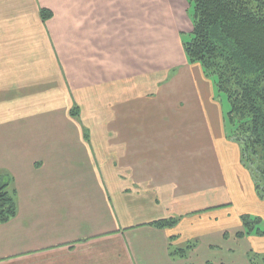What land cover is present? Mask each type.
<instances>
[{
	"label": "crops",
	"instance_id": "0c3cea01",
	"mask_svg": "<svg viewBox=\"0 0 264 264\" xmlns=\"http://www.w3.org/2000/svg\"><path fill=\"white\" fill-rule=\"evenodd\" d=\"M191 9L188 0H0V172L17 202L0 223V264H194L173 248H214L223 230L213 220L235 195L264 203L212 80L186 56ZM57 49L66 74L80 76L75 96L36 85L56 72ZM165 218L179 220L154 224Z\"/></svg>",
	"mask_w": 264,
	"mask_h": 264
},
{
	"label": "trees",
	"instance_id": "16d2710c",
	"mask_svg": "<svg viewBox=\"0 0 264 264\" xmlns=\"http://www.w3.org/2000/svg\"><path fill=\"white\" fill-rule=\"evenodd\" d=\"M188 1L193 29L192 39L183 42L186 56L190 63L202 66L218 97L225 94L230 105L225 113L229 135L240 145L241 161L254 170L257 180V174L264 177V0ZM41 15L47 20L52 13L42 9ZM70 113L79 117L80 106L74 104ZM85 136L89 139L87 132ZM254 186L264 199L257 181ZM16 214L13 178L8 172H0V223ZM178 220L165 218L154 224L172 227ZM241 221L243 228L235 233L236 238L264 234L257 228L261 218L243 214ZM194 244L173 248L171 254L186 257Z\"/></svg>",
	"mask_w": 264,
	"mask_h": 264
},
{
	"label": "rangeland",
	"instance_id": "374dc122",
	"mask_svg": "<svg viewBox=\"0 0 264 264\" xmlns=\"http://www.w3.org/2000/svg\"><path fill=\"white\" fill-rule=\"evenodd\" d=\"M191 39V35L186 36V40L189 41ZM55 55L57 56L56 72L51 75L42 76L41 82L37 83L36 85L39 84V89L49 87L53 88L54 86L61 90L62 88H64L71 91L73 96H75L80 89V86L78 84L80 76L74 74H66V68L64 65L65 60H63L64 57L58 49L57 52H55ZM36 93L43 96L45 91L39 92L35 90H27V98H34ZM219 98L222 100L225 111L229 110L230 105L225 94H222ZM37 114L41 116L42 112H38ZM52 125H54V123H52ZM83 168L84 167H78V169L75 170L74 173L76 172V175H80L81 169ZM248 170L253 182L257 181L261 186V189L264 190V177L257 174V180H255L254 170L252 168H248ZM79 185L83 186V183ZM234 198V209L229 211V215L225 216L224 214H220L217 216V219L213 220L212 226L215 223L218 226L214 227L217 231L223 230L221 236L213 237L211 240L215 247L212 249H208L202 243L194 254L188 251L190 260L192 261L193 258L195 261L193 262L194 264H199V260L202 259H209L213 264H249L250 262H253V264H264V234L258 235L256 236V238H248L249 235H245L243 238L235 237V233L243 228L241 221V216L243 214H249L252 219L256 218L255 216L258 215H260V217L262 216V222L257 225V228H260L262 231H264V203L255 205L247 202V205L246 202H243L239 196L235 195ZM226 217H228V224L222 227ZM224 232L227 233L228 238L223 237ZM193 243L196 244L197 241L191 242V244ZM186 246L188 245H185V247ZM175 248H177V246H175ZM197 258H199V260H197Z\"/></svg>",
	"mask_w": 264,
	"mask_h": 264
}]
</instances>
